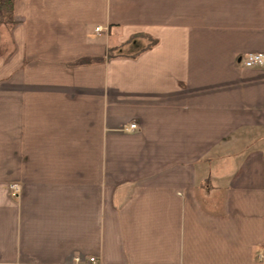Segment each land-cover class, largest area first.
<instances>
[{
    "label": "crops",
    "instance_id": "obj_1",
    "mask_svg": "<svg viewBox=\"0 0 264 264\" xmlns=\"http://www.w3.org/2000/svg\"><path fill=\"white\" fill-rule=\"evenodd\" d=\"M12 17L0 264H264V68L245 66L264 0H15Z\"/></svg>",
    "mask_w": 264,
    "mask_h": 264
},
{
    "label": "trees",
    "instance_id": "obj_2",
    "mask_svg": "<svg viewBox=\"0 0 264 264\" xmlns=\"http://www.w3.org/2000/svg\"><path fill=\"white\" fill-rule=\"evenodd\" d=\"M15 0H0V26L14 25L13 9Z\"/></svg>",
    "mask_w": 264,
    "mask_h": 264
},
{
    "label": "built area",
    "instance_id": "obj_3",
    "mask_svg": "<svg viewBox=\"0 0 264 264\" xmlns=\"http://www.w3.org/2000/svg\"><path fill=\"white\" fill-rule=\"evenodd\" d=\"M98 32L101 31V29L97 30ZM246 68L249 69H255V68H264V55L263 54H255L250 55L247 57L245 62ZM138 130V126L133 125L130 127V129H124V133H134ZM79 261V260H78ZM80 263V262H78ZM94 263V262H92Z\"/></svg>",
    "mask_w": 264,
    "mask_h": 264
}]
</instances>
